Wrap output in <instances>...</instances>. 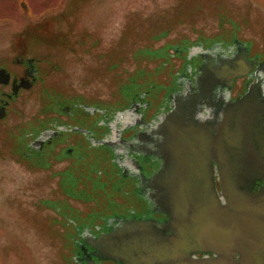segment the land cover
I'll return each mask as SVG.
<instances>
[{"label": "rangeland", "instance_id": "374dc122", "mask_svg": "<svg viewBox=\"0 0 264 264\" xmlns=\"http://www.w3.org/2000/svg\"><path fill=\"white\" fill-rule=\"evenodd\" d=\"M19 38L30 54L55 60L59 68L23 91L0 122V264H80L67 222L73 212L65 199H55L62 194L53 172L63 163L46 169L17 158L8 129L21 137L29 133L32 119L43 116L41 98L49 90L115 99L120 106L132 92L151 87L154 104L174 67L202 42L235 38L251 55L263 54L264 0H0V54L16 50ZM99 159L93 155L80 171L82 180L96 182L95 191L108 180ZM71 183L66 187L75 189ZM69 200L82 212L92 206Z\"/></svg>", "mask_w": 264, "mask_h": 264}, {"label": "flooded vegetation", "instance_id": "af4514ba", "mask_svg": "<svg viewBox=\"0 0 264 264\" xmlns=\"http://www.w3.org/2000/svg\"><path fill=\"white\" fill-rule=\"evenodd\" d=\"M19 39L16 50L0 54V122L11 116L13 104L23 91L42 83L49 71L59 68L55 60L30 54L24 38ZM75 42L83 45L82 38ZM60 43L66 45V38ZM72 50L75 52L76 48ZM244 50L248 60L264 58V53L251 55L249 45L235 38L226 42H202L195 55L183 58L179 68L174 67L166 89L154 104L149 99L151 87L132 92L120 106L113 105L115 99L105 102L86 99L81 93L64 94L49 90L41 98L43 116L32 119L29 133L21 137L18 131L8 129L11 152L17 158L22 155L37 168L46 169L54 163H63L61 169L53 172L58 175L62 194L61 198L55 199H65L68 202L66 208L73 212L74 216L67 222L75 232L71 240L77 247L74 257L78 263L109 261L119 264L99 257L89 240L99 233L108 232L119 221L147 218L162 221L166 218L150 200L153 192L150 179L164 163L161 146L166 136L161 126L166 115L177 108L181 99L199 92L198 78L206 66H214L218 70L212 78L210 95L197 102L200 108L198 116L208 119L216 108L221 111V103L223 105L241 95L248 75L257 64L251 65L246 75L233 77L229 88L228 75L222 77L221 68L227 59L240 57ZM219 117H222L221 112ZM96 154L107 169L105 177L108 180H100L103 191L93 190L96 182L91 180V176L90 179H81L80 171ZM213 164L216 168V163ZM79 179L81 181L77 182ZM70 181L75 189L66 187ZM257 182L256 188L263 181ZM121 187L125 189L121 191ZM70 198L92 202V206L82 212L70 204ZM61 215L66 216L64 213ZM196 255L203 256L202 253Z\"/></svg>", "mask_w": 264, "mask_h": 264}, {"label": "water", "instance_id": "95a60500", "mask_svg": "<svg viewBox=\"0 0 264 264\" xmlns=\"http://www.w3.org/2000/svg\"><path fill=\"white\" fill-rule=\"evenodd\" d=\"M254 63L244 92L208 119L198 116L197 102L210 95L214 66L202 70L199 92L166 115L164 163L150 179V200L167 217L119 221L89 240L99 257L120 264H264V59L248 60L244 50L224 62L221 76L228 75L229 88Z\"/></svg>", "mask_w": 264, "mask_h": 264}]
</instances>
